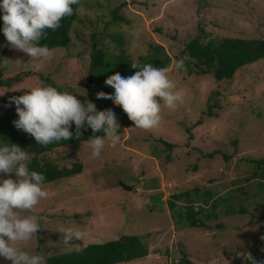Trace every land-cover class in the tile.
Wrapping results in <instances>:
<instances>
[{
    "label": "rangeland",
    "instance_id": "obj_1",
    "mask_svg": "<svg viewBox=\"0 0 264 264\" xmlns=\"http://www.w3.org/2000/svg\"><path fill=\"white\" fill-rule=\"evenodd\" d=\"M85 3L79 10L80 21L73 25L70 46L53 49L51 60L30 59L12 49L0 34V82L28 74L12 87L0 85V116L13 113L18 120L11 98L49 85L119 114L121 107L96 95L114 94L99 83L87 88L88 68L83 70L81 62L74 67L70 61L73 55L89 54L94 45L105 43L109 53L118 52L127 67V60L138 65L151 45H162L171 59L170 79L185 89L186 96L174 110L163 109L158 128L125 126L120 142L106 141L100 158L92 157L83 142L49 153L59 167L79 161L84 169L66 181L44 184L48 197L30 213H22L36 216L41 230L17 246L42 255L48 264L50 257L89 244L139 235L147 242L149 254L125 264H172L180 260L182 251L192 264H247L250 253L264 249V180L258 174L264 169V163L259 164L264 162V60L222 82L213 75L189 76L176 69V62L190 59L182 52L197 37L203 42L226 37L264 39V0ZM116 13L123 21L114 28ZM113 28L123 40L121 48V43L108 38ZM200 119L203 124L195 126ZM158 139L175 148L169 151ZM4 178L16 179L14 174H0ZM122 183L133 189L124 190ZM185 191L198 196L196 206H204L211 215L205 218L207 228L179 225L173 218L169 200ZM208 192L213 194L210 199ZM215 199L219 206L213 210ZM242 207L246 212L240 211ZM232 209L234 214L229 213ZM61 227L85 231L86 238L73 241L69 250L58 232ZM0 264L11 262L0 257Z\"/></svg>",
    "mask_w": 264,
    "mask_h": 264
},
{
    "label": "clouds",
    "instance_id": "obj_2",
    "mask_svg": "<svg viewBox=\"0 0 264 264\" xmlns=\"http://www.w3.org/2000/svg\"><path fill=\"white\" fill-rule=\"evenodd\" d=\"M79 3L80 0H2L3 34L12 49L25 53L30 59L51 60L54 50L39 46V42L46 37L47 29L55 31L63 18L72 16V6ZM131 66L138 69L133 75L123 77L116 73L106 79L105 84L114 90V95L98 92L97 99L111 100L121 107L135 128H158L163 121V109L174 110L182 104L186 91L177 88L170 79L169 67H155L150 63L138 67L135 62ZM176 69L186 71L182 60L176 62ZM11 103L15 104L19 117L13 122L16 129L33 137L41 146L73 139L70 131L73 123L76 139L82 136L85 126L93 133H103L83 142L94 158L101 157L106 141L111 145L120 142V125L115 112L97 111L91 101L81 102L77 95L51 85L27 89L23 95L12 97ZM29 163L30 155L26 150L0 142V174L16 177L0 179V257L11 264H45L42 255L17 246L31 241L41 230L36 216L22 213H30L41 199L48 197L44 175L30 171ZM58 232L69 250L73 241H81L87 235L71 227H61Z\"/></svg>",
    "mask_w": 264,
    "mask_h": 264
},
{
    "label": "trees",
    "instance_id": "obj_3",
    "mask_svg": "<svg viewBox=\"0 0 264 264\" xmlns=\"http://www.w3.org/2000/svg\"><path fill=\"white\" fill-rule=\"evenodd\" d=\"M0 2H2V0H0ZM84 4H86L85 0H80L78 5H73L74 14L63 18L61 20V26L58 29L55 31L47 29L46 37L41 39L39 46H47L49 49L66 48L70 46V43L72 42L71 31L74 23L80 21L79 10ZM2 16L3 12L0 10V34H3ZM113 16L114 20L117 22L113 23V27L121 26L120 22L123 20L118 17L117 13ZM114 28L109 32L110 34H108V38L118 44L121 43L119 46V48H121L123 40H120L117 37ZM109 49L110 46L108 43L103 44L101 47L94 45L93 50L89 54H86L88 53L86 52L77 56L73 55L70 58V61H72L74 67L79 64L77 62H81L83 70L88 68L87 88L99 83L107 93L114 94V90L105 84L106 77L115 75L116 73L124 75V77H129L138 71V69H133L131 66L132 62L128 60L127 64H129V66L127 67L124 64L123 59L118 56V52L115 51L109 53ZM184 53H186L190 59L184 63L186 71L182 70L189 76L213 75L218 82L231 81L238 70L260 60H264V39L226 37L222 40L211 39L208 42H203L201 37H197L185 47L182 54ZM170 62L171 59L162 45H151L150 53L141 57L140 63L137 66L139 67L150 63L155 67L162 68L169 67ZM27 76L28 74L11 77L7 81L0 82V85L12 87L14 84L22 82ZM97 106V111H105L106 109L103 105L97 104ZM118 111L119 114H115L120 125L119 135H121L125 132V126L132 127L134 126V123L128 118L123 109L120 108ZM212 114L213 113H207L206 115L212 117ZM14 121H16V116L13 113L0 116V142L15 144L26 150L30 155V171H36L43 174L45 177L44 184L66 181L81 174L84 169L83 164L79 161L75 162L71 167H59L48 158L49 153L67 145L87 141L93 135H103V133H93L90 128L85 126V129L81 130L82 136L79 139H76V130L73 123L72 128L70 129L74 134L73 139L68 141L61 140L47 146H41L37 144L33 137L27 133L24 134L21 130H17L14 126ZM202 124L203 120L200 119L195 126ZM188 131L191 132L190 129ZM158 141L165 145L169 151L175 148L174 144L168 143L164 139H158ZM210 156L212 157L213 155ZM168 158H170V155H168ZM263 163V161L259 162V164ZM258 174L260 178L264 180V169ZM207 196L210 199L213 197V194L208 192ZM197 197L198 196H194L190 191L173 194L171 196L169 200V208L172 212L173 218L179 225L185 224L191 228L208 227L205 218L209 219L211 218V215L207 214L204 206H196L198 201ZM203 202L208 203L209 201ZM218 206L219 200L215 199L212 202L211 207L213 210H216ZM243 208L244 207L240 209L242 213L246 212V209ZM229 213L234 214V210H230ZM148 235H146V237H148ZM148 254V245L143 237L139 235H124L118 240L89 244L84 248L50 257L47 260V263L125 264L145 258ZM250 256L248 255L246 260L247 264H264V249H261L259 254L250 253ZM172 264L192 263L188 259V254L185 251H182L180 260L178 262H173ZM236 264L240 263L238 262Z\"/></svg>",
    "mask_w": 264,
    "mask_h": 264
},
{
    "label": "water",
    "instance_id": "obj_4",
    "mask_svg": "<svg viewBox=\"0 0 264 264\" xmlns=\"http://www.w3.org/2000/svg\"><path fill=\"white\" fill-rule=\"evenodd\" d=\"M121 185L124 188V190L131 191L133 189V186H128V185L123 184V183Z\"/></svg>",
    "mask_w": 264,
    "mask_h": 264
}]
</instances>
